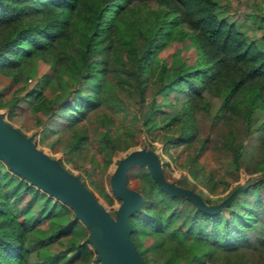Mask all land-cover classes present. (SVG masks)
<instances>
[{"label": "trees", "instance_id": "obj_1", "mask_svg": "<svg viewBox=\"0 0 264 264\" xmlns=\"http://www.w3.org/2000/svg\"><path fill=\"white\" fill-rule=\"evenodd\" d=\"M178 46L184 48L177 65L167 59L155 63L162 52L177 51ZM49 55L54 57L49 76H57L61 88L69 81V92L56 100L44 96L32 103L35 85L25 90L22 68L39 58L47 60ZM61 69L63 74H58ZM111 69L116 70L117 82L107 91ZM0 76L18 86L9 102L11 114L24 113L42 126L40 141L44 143L48 132L57 134L73 127L85 108L110 101L116 107L114 112L123 113L135 103L138 108L134 111L139 114L122 133L107 114L95 122L104 132L92 161L101 159L106 168L113 153L136 145L142 134L162 137L165 130L178 132L173 146L188 150V158H193L191 173L201 175L209 194L226 192L222 200L240 185L229 188L234 180L204 171L198 155L209 148L210 140L234 169L244 165L246 174H264V115L259 119L256 114L264 113V48L224 14L218 0H0ZM87 79L97 81L95 89L84 82ZM150 87L154 90L149 98L146 90ZM213 98H217L215 103ZM201 116L216 128L202 138ZM84 140V134L74 129L65 153H73ZM248 145L255 149L248 150ZM148 176L152 188L145 191L141 210L131 216V238L140 241L136 245L140 253L139 247L144 245L141 233L148 232L156 247L176 241L177 234L173 231L167 236L165 228V223L176 218L177 229L187 238L200 237L217 248L216 255L206 252L207 260L264 264V242L258 234L260 257L256 261L249 246L250 230L260 226L264 217V178L241 190L226 206L208 212L186 195L163 190L150 171ZM177 184L198 190L187 182ZM102 192L111 203V197ZM10 194L0 182V264H30L31 251H49L54 243H61L62 248L53 251V263L65 259L66 263L89 264L96 252L79 241L88 232L79 219L68 218L61 229L28 241V227L38 222L42 226L51 215L38 222L14 215L7 200ZM204 198L208 203L214 201ZM166 199L168 203H164ZM170 201L174 203L170 205ZM169 248L186 257L183 264H200L178 245ZM38 264H47V259L40 258Z\"/></svg>", "mask_w": 264, "mask_h": 264}, {"label": "rangeland", "instance_id": "obj_2", "mask_svg": "<svg viewBox=\"0 0 264 264\" xmlns=\"http://www.w3.org/2000/svg\"><path fill=\"white\" fill-rule=\"evenodd\" d=\"M220 2V8L223 10L224 14L229 16L231 20H235L249 39L255 40L258 45L264 48V0H218ZM184 46H178L177 51L171 53H166L165 51L157 57L155 63L161 64L165 60H169L173 65H177L181 60L179 55L180 51ZM47 60L39 58L31 63H27L22 68V81L26 89L34 87V93L30 97L32 103L38 101L41 97L47 96L53 100L60 98V96L67 94L69 88V81L63 83V87L60 86V80L57 76H49V69L54 66V57L49 55ZM166 60V61H167ZM119 66V64H118ZM63 70H59L58 74H63ZM109 81L106 82V90H112V83L117 82L116 70H110L108 73ZM87 84H90L91 89H95L97 81L95 79L84 80ZM18 86H14L8 77L0 76V113L3 118L10 124L15 126L25 137L29 138L32 143L41 151H43L48 157L57 161L61 166L67 169L69 172L78 176L89 190L94 194V196L106 207L109 213L115 217L116 207L122 203L112 191L111 188V177L116 166L120 160L127 154V152L132 149H146L153 152L159 159L162 166L165 179L171 184H177V182H187L188 185H196L198 190H194L197 196L202 200L206 206L217 205L221 203L226 192H220L218 194H209L206 188L200 181L201 175H193L189 169L193 158H188V150L183 149L182 145L174 147L173 143L177 140L178 132L165 131L166 136L152 137L151 135L142 134L140 141L133 146H130L126 150H119L112 154V161L106 168L102 165V160H93V155L95 150H99L98 138L103 135V130L100 129L95 122L98 116L102 114H107L114 119L113 125L118 133H122L125 129L127 123L131 122L139 112L134 111V107L138 108L135 103L133 105H128L124 108L123 113H116V109L112 103L103 102L93 109L85 108V112L82 113V119L74 122L73 127L65 128L59 130L56 134L52 131L48 132L46 137V143L40 141V132L42 126H37L35 123L29 119V117L24 114H14L12 115V107L9 103L17 93L16 89ZM154 88H148L146 90V95L150 98L152 96ZM24 94V92H21ZM138 97V96H137ZM217 98H213L215 103ZM132 102H136L132 99ZM138 102V101H137ZM22 104H24L22 102ZM133 112L129 113L128 111ZM132 114V115H131ZM256 114L260 118H263L264 113L262 111H257ZM201 125L205 128L200 137L202 138L206 134L214 131L216 128L212 127L211 121L205 122L204 117L201 116L199 120ZM74 129L80 131L85 136V140L81 141V147L76 148L73 153H65L67 150V145L71 142L73 137ZM218 140V137H217ZM52 142L57 145L55 148L48 144L47 142ZM219 144V143H218ZM70 145V143H69ZM68 145V146H69ZM209 148L198 155V161L204 168V171H214L218 177L227 176L228 180H234L229 188L235 185H244L249 178H253L257 175L264 174H254L245 173L244 165H241L239 169H234L229 161L224 158L223 152L217 147H215V141L210 140L208 143ZM199 147V146H198ZM248 150L255 148L248 145ZM72 157V160L67 158ZM249 157V155H246ZM135 166H141L135 168ZM130 171V172H129ZM148 165L146 163L137 164L132 166L127 172V179H129L128 186L135 190L137 193L144 197V193L152 188L151 181L148 176L149 172ZM0 182L4 187V190L10 189L11 194L9 196L8 203L11 212L14 215L23 214L27 221L32 222L35 220L38 222L41 218L50 213L51 217H47L45 223L38 222L36 225L29 226L27 229V239L36 240L39 237H45L50 232L61 229L62 226L68 224L67 219L78 220L74 209L63 202L59 198L53 196L52 194L46 192L38 185L24 178L14 170H12L9 165L0 158ZM105 191L112 199L111 203L107 200L104 193ZM257 192V190L253 191ZM204 196L214 199L213 203H208ZM158 197V196H157ZM160 199V197H158ZM225 200V199H224ZM168 199L164 203H168ZM162 203V204H164ZM170 205L174 202L170 201ZM72 214V215H70ZM80 220V219H79ZM81 221V220H80ZM82 222V221H81ZM83 223V222H82ZM261 225L253 230H250L249 237H252V241L249 243L251 247L250 254L253 256V260L256 261L260 257V242L255 239V234H258L261 238V242H264V217L261 216ZM84 224V223H83ZM179 225L178 219H173L171 222L165 223V228L167 231V236L171 232L177 234L176 241L169 242L165 247H156L153 241L148 237L147 233H141L142 244L139 249L143 258L148 264H183L186 257H182L180 253L175 254L174 250H170V246L178 245L180 250H186L189 256L195 257L200 264H216L212 260H207L206 252H211L216 255L217 248L210 245L205 240L200 237L187 238L185 233L180 232L177 228ZM41 226V228H39ZM86 226V225H85ZM87 227V226H86ZM88 229V227H87ZM132 240L135 245H139L140 241L137 238ZM80 242H86L95 250V245L90 239V230L86 235L79 239ZM146 241V242H145ZM145 246L150 250L145 249ZM62 248L61 243H54L50 246L51 250L39 249L33 250L30 253L29 263L38 264L40 258H46L47 264H73L65 262V259L60 261H54L53 263V251L60 250ZM95 254L92 256L89 264H96L98 262V251L95 250ZM55 256V255H54ZM184 260V261H183Z\"/></svg>", "mask_w": 264, "mask_h": 264}, {"label": "water", "instance_id": "obj_3", "mask_svg": "<svg viewBox=\"0 0 264 264\" xmlns=\"http://www.w3.org/2000/svg\"><path fill=\"white\" fill-rule=\"evenodd\" d=\"M0 158L12 170L74 209L76 217L90 230V239L98 251L97 260L102 264H148L131 238V216L140 211L144 203V197L127 185V172L132 166L146 163L163 190L186 195L208 212L226 206L241 190L264 178V175H257L233 190L221 203L206 206L193 190L167 182L159 159L153 152L143 148L132 149L120 160L111 177L112 191L122 200L114 217L78 176L38 149L1 113Z\"/></svg>", "mask_w": 264, "mask_h": 264}, {"label": "built area", "instance_id": "obj_4", "mask_svg": "<svg viewBox=\"0 0 264 264\" xmlns=\"http://www.w3.org/2000/svg\"><path fill=\"white\" fill-rule=\"evenodd\" d=\"M96 264H102V262L101 261H98V262H96Z\"/></svg>", "mask_w": 264, "mask_h": 264}, {"label": "crops", "instance_id": "obj_5", "mask_svg": "<svg viewBox=\"0 0 264 264\" xmlns=\"http://www.w3.org/2000/svg\"><path fill=\"white\" fill-rule=\"evenodd\" d=\"M85 225V224H84Z\"/></svg>", "mask_w": 264, "mask_h": 264}]
</instances>
